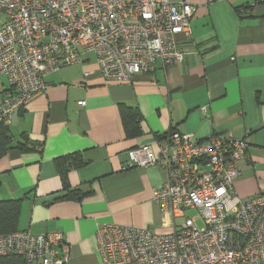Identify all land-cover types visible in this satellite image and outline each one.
Wrapping results in <instances>:
<instances>
[{"label": "crops", "instance_id": "obj_1", "mask_svg": "<svg viewBox=\"0 0 264 264\" xmlns=\"http://www.w3.org/2000/svg\"><path fill=\"white\" fill-rule=\"evenodd\" d=\"M184 1L196 8L191 38L180 39L184 63L158 64L132 83L105 82L94 60L64 67L10 121L15 142L26 135L35 145L0 159V200H23L20 231L63 233L68 264H103L100 226H156L161 212L154 193L166 173L159 167L126 169L128 152L155 147L157 137L172 129L198 140L245 139L249 149L236 194L244 201L264 194V2ZM5 21L0 11V25ZM5 83L0 78V102ZM122 104L142 113L143 133L136 139L126 138ZM72 154L86 165L69 172L70 189L93 191L82 201L64 198L55 165Z\"/></svg>", "mask_w": 264, "mask_h": 264}, {"label": "built area", "instance_id": "obj_2", "mask_svg": "<svg viewBox=\"0 0 264 264\" xmlns=\"http://www.w3.org/2000/svg\"><path fill=\"white\" fill-rule=\"evenodd\" d=\"M0 11V123L9 125L64 67L94 60L105 82L130 83L158 64L184 63L179 44L192 36L196 8L184 0H0ZM248 149L232 135L198 140L175 130L155 147L130 150L126 169L165 171L154 200L163 215L184 222L167 235L100 226L103 264H264V194L244 201L235 191ZM64 245L61 232L0 234V257L68 264Z\"/></svg>", "mask_w": 264, "mask_h": 264}, {"label": "trees", "instance_id": "obj_3", "mask_svg": "<svg viewBox=\"0 0 264 264\" xmlns=\"http://www.w3.org/2000/svg\"><path fill=\"white\" fill-rule=\"evenodd\" d=\"M264 2V0H256ZM239 12V10H238ZM4 92V91H3ZM1 92V95L2 93ZM120 115L124 125L126 138L136 139L143 133L142 122L143 116L137 107H129L125 104L119 105ZM22 112V111H21ZM20 112V113H21ZM19 113V114H20ZM173 131L175 129H172ZM168 133L161 135L159 138H166ZM29 138L24 135L21 142H15L11 128L5 122L0 123V159L5 157L11 149H17L25 152L34 146ZM43 147V144L41 145ZM56 169L58 170L64 187L65 199L82 201L84 198L91 196L93 191L83 192L82 190H71L68 183V174L71 170L78 169L86 165L81 155H69L55 160ZM23 200H0V234H11L20 231L19 220L21 213V204ZM0 264H26L25 260L18 256L0 257Z\"/></svg>", "mask_w": 264, "mask_h": 264}, {"label": "rangeland", "instance_id": "obj_4", "mask_svg": "<svg viewBox=\"0 0 264 264\" xmlns=\"http://www.w3.org/2000/svg\"><path fill=\"white\" fill-rule=\"evenodd\" d=\"M156 70V69H155ZM155 70H153L152 72H154ZM149 73H151V72H149ZM142 74H144V73H142ZM140 75V74H139ZM138 76V75H137ZM136 76V77H137ZM135 77V78H136ZM134 78V79H135ZM133 82V81H132ZM132 82H130V83H132ZM175 131V130H174ZM173 130H170L169 132H167L168 133V135H170L171 133H173L174 132ZM167 135V136H168ZM167 136H166V138H167ZM213 136H215V135H213ZM159 137H161V136H158L157 137V140H156V142H155V145L159 142V141H162V140H164V139H166V138H159ZM144 146H146V145H144ZM149 146H152V145H149ZM138 147H142V146H138ZM153 147V146H152ZM164 184V183H163ZM162 184V185H163ZM159 188V187H158ZM157 189V188H156ZM187 214L189 215V216H193V215H195V214H197V211H195V210H189V211H187ZM184 222V219H176V220H174L172 217H170V216H165V215H163L162 213H160V217H158V221H157V223H156V226L152 229V232L154 233V234H156V235H167V234H170V233H172L173 231H174V229H175V225H180V224H182Z\"/></svg>", "mask_w": 264, "mask_h": 264}]
</instances>
